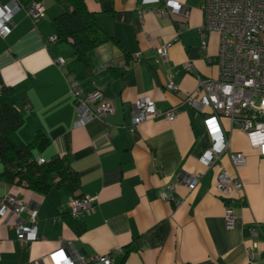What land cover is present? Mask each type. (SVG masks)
Here are the masks:
<instances>
[{
	"label": "crops",
	"instance_id": "1",
	"mask_svg": "<svg viewBox=\"0 0 264 264\" xmlns=\"http://www.w3.org/2000/svg\"><path fill=\"white\" fill-rule=\"evenodd\" d=\"M173 1L181 5L180 13L163 14L164 0H84L107 39L83 57L75 54L71 39L49 41L58 35L59 2L43 0L37 23L23 8L28 4L13 13L8 34L0 36V89L11 90L22 118L17 135L24 143L39 130L48 137L44 150H34L35 158L67 149L79 177L76 194L91 198L93 208L74 217L71 202L77 198L66 187L42 194L0 179V203L13 192L27 206L19 219L28 222L33 213L37 231L35 240H18L9 224L15 216L0 217V264H51L47 255L58 248L67 252L69 243L90 259L87 264H102L96 257L104 255L112 264H264V156L219 117L228 151L209 167L201 162L211 146L207 112L182 99L198 77L218 76L219 36L200 35L203 0ZM164 41H171L168 58L156 62L155 49ZM73 79L85 91L100 90L112 112L75 125L68 85ZM169 79L176 91L166 89ZM140 96L160 110L174 107L175 116L153 117L131 130L132 106ZM229 151L243 153L245 163L234 167ZM222 169L242 182L229 198L216 186ZM195 173L201 177L191 190L181 180ZM162 192L169 199H162ZM226 206L237 217L231 227L224 221ZM252 248L250 262L246 252Z\"/></svg>",
	"mask_w": 264,
	"mask_h": 264
},
{
	"label": "built area",
	"instance_id": "2",
	"mask_svg": "<svg viewBox=\"0 0 264 264\" xmlns=\"http://www.w3.org/2000/svg\"><path fill=\"white\" fill-rule=\"evenodd\" d=\"M23 7L19 0H10L0 5V36L9 32V25L13 13ZM33 23H37L43 16L45 6L43 1H32L23 7ZM201 9L203 21L199 27L200 35L205 37L208 31H215L219 36L216 64L218 76L216 78H197V85L191 92L185 93L182 104L190 106L199 112H207L204 122L211 137V146L201 157V162L209 167L219 155L228 151L225 132L218 123L219 117H226L230 125L242 131L251 148L264 156V0H203ZM181 5L177 1L164 0L163 14L180 13ZM145 9L140 10L143 15ZM187 16V11L182 12ZM180 33V28L176 36ZM49 41L55 42V36H49ZM204 41V40H203ZM204 43V42H203ZM171 41L160 43L156 49L155 61L168 58ZM138 60V55H134ZM59 63L62 59H58ZM69 91L77 110L75 125H84L91 119H100L112 112V105L103 99L98 89L85 91L77 80H69ZM166 89L176 91L178 85L172 80L166 83ZM132 117L129 124L131 130L145 120L153 117L172 119L176 109L160 110L148 96L138 97L132 106ZM208 109L209 111H207ZM230 161L234 167L243 165L246 156L241 152L229 151ZM43 157H37L38 163L44 162ZM201 173H195L181 181L189 189L197 187ZM216 186L221 197L229 198L231 193L242 189V182L235 176L229 175L224 169L216 175ZM168 188L171 184L167 185ZM162 199H169L165 192ZM93 208L91 198L73 199L71 215L83 216ZM27 209L22 200H18L13 192H8L0 203V217L8 219L14 215L15 219L9 223L15 229L18 240L37 239L34 214L31 213L28 222L19 219L20 213ZM237 220L231 206H226L224 221L231 227ZM252 233H256L252 229ZM66 252L63 248L55 249L47 256L51 264H87L90 259L85 258L69 243ZM254 246V245H253ZM253 248L246 252V259L254 258ZM102 264H112L108 255L99 256Z\"/></svg>",
	"mask_w": 264,
	"mask_h": 264
},
{
	"label": "trees",
	"instance_id": "3",
	"mask_svg": "<svg viewBox=\"0 0 264 264\" xmlns=\"http://www.w3.org/2000/svg\"><path fill=\"white\" fill-rule=\"evenodd\" d=\"M32 1L43 0H19L22 6ZM55 1L63 7V11L54 19L58 33L56 40L71 39L77 56L83 57L107 39L97 26L93 13L86 9L84 0ZM21 122L22 118L11 99V90L3 86L0 89V179L42 194L64 186L73 198H81V195L76 194L79 177L70 167L67 149L63 154L38 163L34 150H44L49 139L39 130L30 142H22L17 135Z\"/></svg>",
	"mask_w": 264,
	"mask_h": 264
}]
</instances>
